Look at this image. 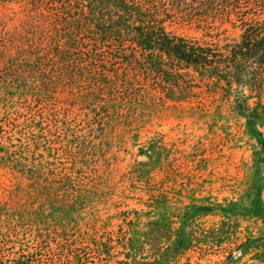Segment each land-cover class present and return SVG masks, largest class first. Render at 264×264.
Here are the masks:
<instances>
[{
  "label": "rangeland",
  "instance_id": "374dc122",
  "mask_svg": "<svg viewBox=\"0 0 264 264\" xmlns=\"http://www.w3.org/2000/svg\"><path fill=\"white\" fill-rule=\"evenodd\" d=\"M21 10L19 3L0 4V19L7 29L18 23ZM210 25L174 28L205 43L224 45L240 39L241 29L229 22ZM3 79L1 75L0 145L9 148L24 168L42 164L54 180L70 173L75 161L83 173L102 183L99 187L105 193L99 201L91 199L75 210L61 204L53 217L41 210V227L34 228L42 234L39 242L32 241L30 232L0 241V264H17L34 242L44 251H60V244L69 239L81 247L93 237L117 244L109 264H264V218L242 211L250 207L256 192L264 199V121L232 110V97L221 84L195 89L208 98L206 105L172 101L165 106L143 105L131 110V118L99 130L98 138L83 131L79 140L71 134L73 126L83 123L80 114L85 106L77 94L69 89L46 93L40 83L23 91L6 86L13 82ZM152 139L166 147L167 158L146 183L136 176V169L138 161L147 160L141 148ZM81 140L85 145L78 143ZM23 167L0 165V200L17 209L30 204L25 192L28 168ZM205 199L237 201L236 215L217 206L200 214L192 209L194 216L187 217L185 206L209 202ZM229 224L226 232L218 231ZM188 229L194 242L188 249L179 248L175 242ZM85 237L88 242L83 243ZM130 239L141 250L127 258Z\"/></svg>",
  "mask_w": 264,
  "mask_h": 264
},
{
  "label": "trees",
  "instance_id": "16d2710c",
  "mask_svg": "<svg viewBox=\"0 0 264 264\" xmlns=\"http://www.w3.org/2000/svg\"><path fill=\"white\" fill-rule=\"evenodd\" d=\"M10 2L19 3L22 10L12 29L0 19V76L13 82L6 86L23 91L40 83L46 93L69 89L77 94L85 106L82 118L76 114L83 123L73 126L71 134L79 140L83 131L98 138L99 130L131 118V110L143 105L165 106L169 101L206 105L208 98L195 91L203 87L200 84H221L226 96L232 97V110L264 121V0H0V4ZM218 20L239 27L240 39L224 45L205 43L174 28L181 24L210 28ZM253 97H257L254 104ZM78 143L85 145L86 140ZM141 150L147 160L138 161L136 176L149 183L167 158L166 147L152 139ZM71 162L70 173L54 180L42 164L26 165L27 170L9 148L0 145V165L26 169L25 192L30 199L26 209L0 200L1 242L29 232L34 234L32 241L39 242L42 234L34 228L41 227V210L53 217L61 204L75 210L91 199L100 200L105 193L99 187L102 183ZM205 201L209 202L186 205L187 217L194 216L192 209L200 214L217 206L236 215L237 201ZM242 211L264 218L261 194L256 192L250 207ZM229 226L218 231L224 233ZM192 233L185 230L175 245L190 248ZM85 238L83 243L88 242ZM92 240L80 247L69 239L60 244V251H44L34 242L22 251L17 264H109L117 244ZM131 243L132 239L127 258L141 250Z\"/></svg>",
  "mask_w": 264,
  "mask_h": 264
}]
</instances>
